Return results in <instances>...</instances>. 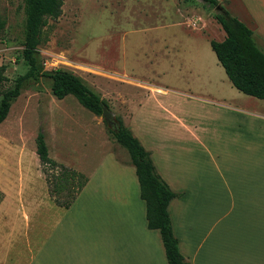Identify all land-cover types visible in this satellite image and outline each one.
<instances>
[{
    "label": "crops",
    "instance_id": "1",
    "mask_svg": "<svg viewBox=\"0 0 264 264\" xmlns=\"http://www.w3.org/2000/svg\"><path fill=\"white\" fill-rule=\"evenodd\" d=\"M239 3L241 14L234 17L251 30L253 42L264 52V0H239ZM207 23L215 24L221 36L217 41L222 40L224 32L219 24L215 20ZM204 38L213 39L208 35ZM178 54L181 56L179 66L184 63L188 72L196 68L194 62L189 64L196 61V56L186 53L184 45L178 47ZM115 74L119 76L117 70ZM141 86L147 90L145 95L142 93L143 100L133 99L127 105L123 96L128 112L123 124L149 152L157 174L177 194L169 200L166 210L180 254L188 264H264V113L261 104L257 110L241 103L236 105L232 99H236L240 91L232 85L238 92L226 93L216 88L206 92L205 96L211 97L189 89L161 87L149 81L139 83V88ZM156 93L177 95L184 105L195 110L200 108L195 105L209 103L213 117H204L199 113L202 110L188 112L185 118L173 113L167 116L169 109L156 97L157 101L150 102ZM162 112L165 116H158ZM223 114L231 117V123L238 127L225 133L227 144L218 155L237 156V161L221 164V207L214 214L213 207L209 211L206 201L209 186L206 172L199 170L203 168L197 164L198 160H192L198 151L212 158L215 137L206 141L198 131ZM232 143L237 145L229 150ZM105 153L111 157V171L117 173L107 178L100 171V165L87 169L71 167L82 173L86 181L65 208L50 199L44 179L39 191L33 193L30 180L23 181V185L17 178L7 183L0 175V258H3L0 264H167L159 231L146 225L144 201L139 196L134 167L127 153L124 151L123 160L108 149ZM10 187H14L16 199L6 205L7 212H2ZM10 214L14 217H9ZM4 219L6 223H2ZM216 244L220 247L216 254L220 256L214 255Z\"/></svg>",
    "mask_w": 264,
    "mask_h": 264
},
{
    "label": "rangeland",
    "instance_id": "2",
    "mask_svg": "<svg viewBox=\"0 0 264 264\" xmlns=\"http://www.w3.org/2000/svg\"><path fill=\"white\" fill-rule=\"evenodd\" d=\"M61 1V13L56 18H47L40 33L35 54L40 74L21 83L18 96L0 123V169L6 171L0 175L7 183L17 178V182L23 185V181L30 180L31 192L39 191L40 182L44 179L34 145V137L39 130L44 135L48 156L66 166L87 169L100 165L103 176L108 178L117 172L111 171V157L105 150L112 151L119 160L125 159L126 151L107 131L100 115L90 112L70 94L60 99L51 94L48 74L54 69L66 70L80 77L105 100L107 107L122 123L128 113L125 101L129 105L133 99L143 100L147 90L142 86L139 88V83L144 81L172 89H189L204 97H211L205 96L206 92L216 88L226 93L238 92L228 83L204 38L208 35L219 40L221 36L214 23H207L214 21V9L200 0ZM218 2L231 16H240L239 0ZM22 20V0H0V66H3L2 75L6 78L0 83V90L11 87L13 79L27 68L21 56ZM198 29L200 32L196 31ZM180 45L186 47V53L196 56V61H189L196 67L191 72L186 70L184 63L179 66ZM238 93L240 95L232 99L233 103L245 104L251 110H257L261 104L264 113V100ZM154 95L150 102L157 101L156 97L169 109L166 110L167 116L173 113L185 118L188 112L202 110L199 113L204 117H213L209 103L195 105L200 107L195 110L184 105L183 99L177 95ZM159 115L165 116V113ZM216 120L205 122V128L198 131L206 141L215 137L212 158L198 151L192 160H198L197 164L203 168L199 170L206 172L209 180L206 201L209 211L213 207L214 214L221 207V164H236L237 161V156L222 157L218 153L227 144L225 133L238 127L225 114ZM234 145L237 144H230L229 150ZM16 170H21V173H16ZM8 193L2 212H7L6 205L16 199L14 187H10ZM9 217L14 216L10 214ZM214 248V255H217L220 247L216 244ZM1 251L2 245L0 254Z\"/></svg>",
    "mask_w": 264,
    "mask_h": 264
},
{
    "label": "trees",
    "instance_id": "3",
    "mask_svg": "<svg viewBox=\"0 0 264 264\" xmlns=\"http://www.w3.org/2000/svg\"><path fill=\"white\" fill-rule=\"evenodd\" d=\"M200 1L209 8L219 3L218 0ZM61 4V0H22L21 56L27 68L13 79L11 87L0 90V123L6 117L10 104L18 96L21 83L40 74L35 60L40 33L47 18H56L61 13ZM212 18L223 30L224 37L220 41L209 39L208 42L227 79L238 91L264 99V52L253 42L251 30L226 10L224 14L214 11ZM2 71L3 66H0V83L6 79ZM48 77L51 81V94L58 99L70 94L95 115H100L101 105L107 106L104 99L69 71L57 68ZM115 118L118 127L106 126L107 131L125 149L129 162L134 167L139 196L145 205L146 225L159 231L167 264H188L178 251L166 210L169 200L177 194L157 174L149 152L141 146L121 119L117 116ZM34 145L50 199L56 205L68 207L84 185L86 177L48 156L44 135L40 130L34 137Z\"/></svg>",
    "mask_w": 264,
    "mask_h": 264
},
{
    "label": "water",
    "instance_id": "4",
    "mask_svg": "<svg viewBox=\"0 0 264 264\" xmlns=\"http://www.w3.org/2000/svg\"><path fill=\"white\" fill-rule=\"evenodd\" d=\"M214 11L220 14H224L225 10L223 9V7L221 6V4L217 3L214 7H213ZM100 116L102 118V120L104 121L105 125L108 128H113V127H118L117 124V120L115 118V115L111 112V110L105 106V105H101V113Z\"/></svg>",
    "mask_w": 264,
    "mask_h": 264
}]
</instances>
